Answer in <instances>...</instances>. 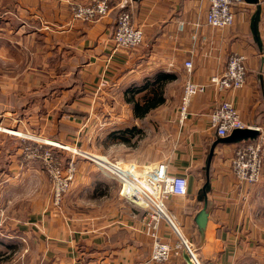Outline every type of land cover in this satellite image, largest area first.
<instances>
[{
	"label": "crops",
	"instance_id": "1",
	"mask_svg": "<svg viewBox=\"0 0 264 264\" xmlns=\"http://www.w3.org/2000/svg\"><path fill=\"white\" fill-rule=\"evenodd\" d=\"M36 1L38 13L46 19L41 24L39 14L30 12L39 19L38 28L24 32L20 28L25 23L14 31V35L22 32L21 40L33 38L34 32L45 35V39L37 41L41 45L32 51L34 61L27 71L32 76L25 85H40L32 88L39 90L34 101L41 107L28 114L30 126L35 125L45 140L69 143L64 139L79 137L90 120L97 121L104 116L106 134L112 136L116 130L132 128L134 125L128 126L129 122L141 119L134 115L132 102L142 103L155 89L154 86L143 87L132 95L131 88L164 85V101L155 109L162 106L173 109L167 116L173 123L172 134L168 135H172L174 141L171 151L162 158L146 159L138 157L137 149L135 159L121 158L125 169L147 172L157 178L167 192L165 205L177 230L170 222L161 220L157 230L159 239L172 244L184 237L193 245L200 264H264V160L258 182L238 183L230 160L240 142L215 145L208 170L207 218L201 229L195 222L204 206L200 189L206 178V157L217 139L210 125V114L219 100H230L244 125L258 128V134H264V0H259L258 4L245 1L234 5V21L226 27L206 23L209 6L206 0H130L125 4L113 0L105 17L92 22L71 20L70 23L65 15L61 17L59 12L47 7L55 2L65 9L64 3L73 0ZM43 3L46 13H43ZM257 5L258 39L251 29ZM15 6L27 13L31 10L30 5L19 0ZM121 7L131 11L132 22L143 30L142 43L131 49L116 48L112 40ZM55 26L62 28L55 35L49 34L48 30ZM232 53L245 56L244 84L223 92L208 86L192 98L185 121L176 124L175 109L188 75L194 81L208 83L211 76L225 69ZM53 57L60 60L53 64ZM186 60L192 62L191 72L185 69ZM69 64L71 68L67 67ZM62 66L63 71L55 72ZM65 66L68 69L65 70ZM163 73L170 77L158 82L155 78ZM19 118L3 110L0 124L15 126ZM63 124L71 126V130H64ZM3 141L0 144L4 145ZM120 144L125 146L123 141ZM129 144H135L126 142L128 152L132 153L133 147ZM6 145L0 146V199L7 187H12L11 193L20 192L25 183L33 185L35 182L20 178L33 166H22L16 143ZM151 148H155L154 145ZM81 163L76 161L77 169L84 172L85 164ZM100 174L95 173L93 179L86 178L83 187L89 189L90 198H98L107 195L106 191L98 190L100 184L108 186L113 202L110 209L99 211L100 205H96L95 212L79 210L78 214L67 215L52 212L51 208L45 216L29 215L24 223L27 228L13 224L15 231L31 232L37 237L44 253L39 254L35 264H194L184 251L164 262L150 260L153 239L145 223L147 211L125 201L118 193L117 181H112L108 174L105 175L109 178ZM109 182L113 185L109 186ZM27 248L26 245L21 264H33V257L27 258Z\"/></svg>",
	"mask_w": 264,
	"mask_h": 264
},
{
	"label": "rangeland",
	"instance_id": "2",
	"mask_svg": "<svg viewBox=\"0 0 264 264\" xmlns=\"http://www.w3.org/2000/svg\"><path fill=\"white\" fill-rule=\"evenodd\" d=\"M19 1L30 5L29 7L31 10L27 13L24 12L23 8H17L15 6L17 0H0V113L3 112V110L9 111L15 118L21 117L27 122L19 118L16 122L17 124H20L18 126L17 124L15 126H11L9 123L5 125L0 124V142L5 140L3 143L4 145L7 144L6 146H12L14 143L17 144L18 148L20 149L22 166H25L26 164H32L33 166L31 171L20 175V178L26 177L30 180L33 179L35 182L33 185L32 182L30 185L25 183L23 186L25 190L23 188V191L20 192L11 193L12 187H7L4 195L1 196L0 252H4L5 255L0 257V264H21V258L24 256L26 251V245L28 247L27 258L29 255L30 257H33V264L38 261L39 254L44 253V250H42L39 246V242L34 233H29L27 231H25V233L23 231H15L14 227L16 226L13 224L16 223V225L19 224L27 228L28 225L24 223L25 221L29 220V215H37V213H41L42 216H45L46 212H48L51 208L52 212H64L67 215H71L73 213L78 214L77 211L79 210L87 213L95 212L94 207L96 205H100L99 211L110 209L112 207L111 203H113L111 197H109L110 194H108V189L110 190V188L102 183L98 187V190L103 193L106 191L108 196L105 195L98 198H90L92 196L88 194L90 193L89 189L87 190L86 186L83 187L85 183L84 180L86 178L93 179L95 173H101L104 177L109 174L110 172L107 173V171L104 169V164H102L103 162H110L126 171H129L125 169L123 165H121V162L124 161L121 160V158L135 159L137 157V149H139L138 157L140 158L150 159L152 156H160L162 158L171 151L174 142L172 140V135L168 136L172 134L173 127L171 125L173 123L167 120V116L169 117L173 113V109L169 108L168 106H162L160 109H155L152 111L151 115H145L144 118L138 119L136 122H129V124H127L128 126L134 125L133 127L136 128L133 134H123L125 137H130L129 141L127 142L135 144L128 145L131 148L133 147V149H130L132 153L128 152L126 141L123 140V143L125 144L124 147H122L120 144L122 142V138L120 137V134H115L120 130L114 131L112 136H109V133L106 134V120L104 116H102V118L98 119L97 121L90 120L85 126V129H83V133H81L79 137L76 135L77 137L75 139H64L69 143H60L53 139L45 140L43 137L44 135L36 130V126H30V123L27 120L29 113H35L41 107L38 104V101H34V97H36L35 94L39 90L32 89L33 87L40 85H25L32 76L31 73H27L29 67H31L30 65H32L34 61V55L32 51H34L35 47L40 48L41 44L37 41H40V38L45 39V35H40V33L34 32L33 38L29 36V38L26 37L21 40L20 37L23 35L22 32L19 31L17 32V35H14V31L20 28L19 23H21V26L26 23L24 27L22 26L20 28L23 29L24 32L30 28H38L37 25L39 22L42 24L46 19V16L44 14L43 15L45 17L40 16V11L37 9V7H35L37 1L36 3L35 0ZM87 1L73 0L69 3H64L67 7L65 9L63 6L54 2L52 4L49 3L47 8H49L50 11L59 12L61 17L62 15H65V20L67 19V22L70 23L71 20L81 21L73 17V7L75 5L86 6L91 0ZM46 11L47 9L45 8V3H43V13H46ZM30 12H33L36 15L39 14L37 17L40 18V21L33 13ZM30 15H32V17H30ZM102 17H99L93 21H96ZM37 21L39 22L37 23ZM55 23L59 25L57 21ZM59 28L62 27L55 26L51 28V30L49 29L48 33L55 35ZM113 29H115V26ZM54 57L52 62L53 64H56L60 59H57V57L55 59ZM63 67L64 66L58 67L57 71L55 72L63 71ZM67 67L71 68L72 65L69 64ZM67 67L65 66V70L68 69ZM66 79L69 80L70 78L68 77ZM38 80L41 81L40 79ZM42 82L45 81L42 80L41 83ZM46 86L52 88L54 85ZM149 92L150 91L147 90V94H149ZM179 100L175 109L176 119H178ZM25 112H27V115H25ZM102 113H104V111ZM130 117L131 116H129L128 119H130ZM23 121L24 124H22ZM25 124L28 128L25 126ZM32 124H36V122H32ZM176 124L179 125L180 122H176ZM117 126L120 127L121 123L118 122ZM71 128V126L63 124L64 130H71ZM256 138L259 139V137ZM263 144L264 141L261 143L262 164L264 160ZM4 145L0 144V146ZM151 145H154L155 148H151ZM152 149L153 151H151ZM33 152L37 153V155H34ZM46 155L53 156L55 159H57L60 169L63 168L67 170L70 163L72 166V170L68 173L70 174V178L68 179L66 190L58 196V199L55 195L54 185L47 167H54L55 165H47ZM146 159L145 161H147ZM71 160L72 162H70ZM76 161H80L82 162L81 164H85V167L83 168L84 172L78 171ZM261 170L262 165L260 169V177ZM106 177L109 178V176ZM111 179L112 181H117L113 177H111ZM117 183V190L119 193L121 185L119 184V181H117ZM111 185L113 184L109 182V186ZM112 188L114 187L112 186ZM119 195L121 196V193ZM124 200L127 201L126 199ZM188 245L197 259V255L191 242H188ZM183 251L189 261L192 263L190 260L191 257L188 255L189 251L185 248V246L180 248L178 254L182 253ZM198 264H200L199 261Z\"/></svg>",
	"mask_w": 264,
	"mask_h": 264
},
{
	"label": "built area",
	"instance_id": "3",
	"mask_svg": "<svg viewBox=\"0 0 264 264\" xmlns=\"http://www.w3.org/2000/svg\"><path fill=\"white\" fill-rule=\"evenodd\" d=\"M111 0H91L88 5H75L73 17L81 21H93L105 16L110 11ZM125 3L130 0H121ZM209 3L206 23L213 27H226L233 23L234 14L232 7L240 5L245 0H206ZM113 43L116 48L131 49L139 45L143 40V30L140 26L132 23L128 10L118 13L115 20L113 32ZM187 72H191L192 62L186 60L184 63ZM246 66L245 56L241 53H232L228 56L225 69L219 74L211 76L208 83L192 80L189 75L183 83L182 93L178 105V122L182 123L188 117L192 98L203 93L208 86H212L216 92L240 88L245 81ZM210 125L215 130L217 137L228 135L235 128L247 127L244 125L240 115L230 100L220 99L210 114ZM258 130V128H256ZM259 131V130H258ZM259 139L241 141L230 160L231 169L238 183L253 184L259 181L262 165V146L264 134L257 135ZM34 155L37 153L33 152ZM50 155V154H49ZM46 155L47 165L51 180L54 185L55 195L58 196L66 190L68 179L72 170L71 163L68 169H60L57 159ZM72 162V160L70 161ZM105 168L112 174L111 177L119 181L121 185V196L132 205L147 211L145 220L148 226V234L153 239L149 259L164 262L172 255L178 254L180 248L185 246L194 264H198L195 254L191 251L188 241L180 237L170 244L159 239L157 230L161 220H166L172 225L171 215L168 212L165 199L167 192L161 182L147 173H132L112 163L103 162ZM107 174V173H106ZM177 230V228L173 225ZM179 232V231H177Z\"/></svg>",
	"mask_w": 264,
	"mask_h": 264
},
{
	"label": "water",
	"instance_id": "4",
	"mask_svg": "<svg viewBox=\"0 0 264 264\" xmlns=\"http://www.w3.org/2000/svg\"><path fill=\"white\" fill-rule=\"evenodd\" d=\"M247 3L258 4L259 0H245ZM259 18V6L257 5V9L255 10L254 15L252 16L251 21V29L254 36L258 39V31H257V20ZM258 135V130L254 127H243V128H235L228 135L224 137H217V139L212 143L209 148V152L205 161V182L200 189L201 199L204 201V206L197 213L195 217V222L198 227L201 229L206 221L207 213H206V191L209 187V178H208V170L211 162V158L213 155V149L217 143H238L248 139H255Z\"/></svg>",
	"mask_w": 264,
	"mask_h": 264
},
{
	"label": "trees",
	"instance_id": "5",
	"mask_svg": "<svg viewBox=\"0 0 264 264\" xmlns=\"http://www.w3.org/2000/svg\"><path fill=\"white\" fill-rule=\"evenodd\" d=\"M125 10H128L130 12V15H131V11L129 9H127L126 7H121L119 9L118 13H120L122 11H125ZM118 13H117V15H118ZM19 24L21 25V23H19ZM113 31H114V29H113ZM168 77H170L169 74L163 73L160 76L157 75V77L155 79L158 78L157 80H159L158 82H160V81H164ZM149 86H154L155 87L154 91H152V95L148 96L142 103H139V102H136V101L132 102L133 113L135 114V116H138L140 118H142L145 115L149 114V112L151 110L157 108L164 101V96H163V93H162V89H163L164 85H142V86H137V87L134 86L133 88H131V94L133 95L136 92L141 91L143 89V87L144 88H148ZM135 130H136V128L132 127V128H129V129L120 130V131H118L115 134H120V137L122 138V141L124 140V141L127 142V141H129L130 137H125V135L123 136V134H126V133L133 134L135 132ZM238 146H240V143H238ZM4 255H5L4 252H0V257H3Z\"/></svg>",
	"mask_w": 264,
	"mask_h": 264
},
{
	"label": "bare ground",
	"instance_id": "6",
	"mask_svg": "<svg viewBox=\"0 0 264 264\" xmlns=\"http://www.w3.org/2000/svg\"><path fill=\"white\" fill-rule=\"evenodd\" d=\"M95 157V156H94ZM93 158V157H92ZM101 164V163H100ZM103 164V163H102ZM104 169L107 171V173H109V170L107 168L104 167ZM104 170V171H105ZM110 174V173H109Z\"/></svg>",
	"mask_w": 264,
	"mask_h": 264
}]
</instances>
